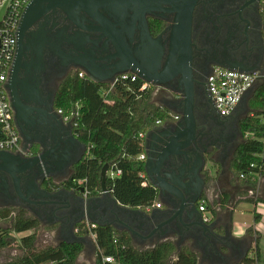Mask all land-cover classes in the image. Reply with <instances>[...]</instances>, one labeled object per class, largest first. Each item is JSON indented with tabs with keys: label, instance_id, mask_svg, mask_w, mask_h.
I'll return each mask as SVG.
<instances>
[{
	"label": "flooded vegetation",
	"instance_id": "1",
	"mask_svg": "<svg viewBox=\"0 0 264 264\" xmlns=\"http://www.w3.org/2000/svg\"><path fill=\"white\" fill-rule=\"evenodd\" d=\"M48 6L49 2L41 5L37 9L39 15L25 29H22L21 22L19 24L16 53L5 87L22 146L31 149L27 154L8 152L6 154L10 158L5 161L26 163L41 153L52 152L43 166L48 167V171L36 169L33 175L36 181L43 183L42 186L58 190L60 188L55 185L66 181L69 172L54 168L59 167L55 163L67 167L63 160L66 147L73 157L80 155L82 150L70 138V131L75 136L74 129H70L57 113V93L70 75H87L75 63L76 34L80 31L78 22L82 21V13L59 6L46 11ZM162 7L172 9L170 5ZM175 18V13L160 10L156 11V18H149V25L151 19H156L164 23L162 32L166 29L160 42L159 61H156V71L159 73L166 69L168 63ZM91 22L97 23L93 19ZM190 40V65L195 89V135L190 140L189 151L194 152L193 158L196 159L195 154L199 156L205 150H215L218 153L215 164L217 172V167L229 162L244 139L241 122L247 111L243 101L229 116H220L209 96L207 77L216 68L245 73L264 71V0H198L193 10ZM100 64L109 63L102 61ZM180 79L181 75L167 82L169 89L154 85L157 106H169L179 112L185 110L184 102L175 92L183 91ZM180 119V115L177 119L171 117L173 123ZM171 142V137L165 136L157 145L162 147ZM148 147L153 160L151 167H156V129L148 141ZM174 164H180V160L175 159ZM0 166L8 167L10 164ZM153 178L156 180L154 171ZM14 206L33 212L43 225L64 220L66 228L62 233H57L56 238L58 241L72 238L76 216L68 212L65 205H60L59 210L52 214L47 208L24 202L16 192L12 173L0 168V211L17 209ZM14 215L12 212L11 216ZM240 252L242 255L243 250Z\"/></svg>",
	"mask_w": 264,
	"mask_h": 264
},
{
	"label": "water",
	"instance_id": "2",
	"mask_svg": "<svg viewBox=\"0 0 264 264\" xmlns=\"http://www.w3.org/2000/svg\"><path fill=\"white\" fill-rule=\"evenodd\" d=\"M197 1L32 0L24 10L21 18L22 29L32 23L34 17L39 15L37 9L46 2L50 3V6L45 9L46 11L59 6L66 10H77L82 13V21L78 22L80 31L76 34L75 63L78 69L86 73L88 79L97 84H112L117 76L134 73L143 81L163 88H168L166 83L181 75L180 83L183 85V91L174 90L185 104L183 112L169 106H161L170 112V117H174V113L179 114L180 121L173 123L170 119L164 126H156L149 131L145 137L144 148L148 155L145 172L151 185L158 191V199L162 201L164 210L155 209L149 215L140 209L120 205L108 192L106 185L108 165L103 167L101 173V195L93 199H86L83 187L77 190L65 187L53 190L42 186V182L34 179L33 173L36 169L48 171V167L43 166L45 159L51 156L52 152L41 153L30 162L14 164L15 162L5 161L10 158L6 154L8 152L0 151V164L7 166L10 164L8 167L0 166V168L12 173L16 192L24 202L47 208L53 214L59 210L60 205H64L60 196L70 198L66 205L73 204L78 217L72 225V238L64 239L62 242L85 245L86 240L77 238L74 229L86 221H91L97 226H109V224L96 221L94 219L96 210H91L92 205H101L104 200L129 216V221L134 225V227L128 228L132 235L142 234L148 238L158 236L161 242H164V239H177L175 245L178 251L185 240L196 241L202 237L211 240V236L214 235L210 234L209 225L204 221L199 205L208 182L213 181L217 176L215 164L218 153L215 150H205L199 156L195 154L196 159H194V152L189 151L190 140L195 135L193 116L195 89L190 65L192 60L190 33L193 10ZM162 5H170L172 9L163 8ZM6 6L7 3L1 7L0 23L6 12ZM157 10L176 14L171 30L170 56L166 69L161 73L156 71V61H159L160 42L166 29L158 37H154L149 25V18H156ZM109 17L117 21H113ZM91 19L97 23L93 24ZM102 61L109 64H100ZM257 72L264 75V71ZM261 79L262 77L259 78V81ZM255 90L256 86L250 89L242 100L245 102L247 113L250 112L249 99ZM68 126L70 129L73 128L71 124ZM155 129L156 167H151L153 160L148 141ZM69 133L72 142L76 143L82 152L73 157L67 147L64 149L63 160L67 167H60L62 163L60 165L55 163L59 167L54 168L66 169L67 172H71L72 168L84 158L87 150L86 146L71 131ZM165 136L171 137L172 142L161 147L159 145ZM30 149L29 146L23 148L25 152H29ZM175 159H179L180 164L175 165ZM153 171L156 174V180L153 178ZM14 207L21 208L20 206ZM34 216L38 218L37 215L34 214ZM38 220L41 221L39 218ZM214 237L221 241L226 240V237L221 235H214ZM219 244H223L225 247L229 246L224 241H219L217 245ZM242 250V256L244 254L247 256L248 252H246L245 246Z\"/></svg>",
	"mask_w": 264,
	"mask_h": 264
},
{
	"label": "trees",
	"instance_id": "3",
	"mask_svg": "<svg viewBox=\"0 0 264 264\" xmlns=\"http://www.w3.org/2000/svg\"><path fill=\"white\" fill-rule=\"evenodd\" d=\"M163 28L162 21L150 20L153 36H158ZM142 85V80L120 83L108 95L106 102L102 91L108 85L82 78L79 73L70 75L63 82L57 93L56 108L70 111L80 105L79 126L74 132L86 148L93 147L72 168L70 177L55 187L76 190L83 187L88 196L98 197L102 193L103 167L117 163L123 175L115 181H106L114 199L122 206L144 210L157 203L158 191L143 177L145 162L135 158L145 153V141L139 135H146L154 129L158 120L166 122L171 117L166 108L151 102L154 89L140 91ZM249 107V115L241 122L244 139L232 156L230 170L255 188L256 181L252 175H264V81L249 99ZM242 174L245 175L243 179ZM144 181H148L146 187L143 186ZM12 212L14 216H11ZM0 219L4 225L0 227V249L12 244L13 233H29L20 240L23 254L5 264H78V257L84 249L82 244L61 242L56 246H37L40 222L26 210H2ZM259 219L255 215V221L259 222ZM78 227L82 230L83 224ZM94 231L102 255L115 260L106 264H198L194 251L187 246L178 251L172 241L158 243L150 249H139L132 245L126 234L111 226H97ZM102 255L97 251L95 264H103ZM259 258L258 252L257 258L246 257L238 264H257Z\"/></svg>",
	"mask_w": 264,
	"mask_h": 264
},
{
	"label": "crops",
	"instance_id": "4",
	"mask_svg": "<svg viewBox=\"0 0 264 264\" xmlns=\"http://www.w3.org/2000/svg\"><path fill=\"white\" fill-rule=\"evenodd\" d=\"M262 81H264V79L258 81L255 86L257 87ZM178 116L179 114L174 113V117ZM166 122L158 127L164 126ZM231 159L226 165H219V167H217V176L213 181L208 182L201 199L206 201L209 205L220 204L219 208L214 211L210 210L205 216L211 219V222L207 223L209 225L210 234L221 235L226 237V240L221 241L216 239L213 235L211 236V240L203 237L198 238L196 241L188 239L181 245V247H189L197 254L198 264H238L246 257L257 258L258 252L260 254L259 260H261L262 256L264 260V175H260L256 180L255 188H253L247 181L240 180L231 172ZM71 172H69V177ZM84 196L86 199L96 198L88 195L86 196L85 194ZM61 201L64 202L63 204L68 208V212H72L77 218L78 214L73 209V205H66L69 201L68 198L61 197ZM243 202H250L252 204L253 212L251 214H246L245 212L247 211L239 209V206ZM157 203L162 204V207L157 208L153 206L149 210H144L142 208L134 209H140L149 215L155 209L164 210V205L160 199H158ZM24 210H26L30 216L38 220L33 212L28 209ZM91 210H96L94 214V219L96 221L109 224V226L113 227L116 231L126 234L132 245L136 248L150 249L155 247L158 243H161L158 236L148 238L142 234L132 235L128 228H132L134 225L129 221V216L115 208L114 205L110 204L107 200H104L101 205H92ZM255 215L259 216V222L255 221ZM39 222L40 228L37 233L38 236L41 232H44L46 234L50 233L51 237H57V233H62L66 228L65 222L62 219L52 224L47 223L45 225H43L41 221ZM86 222L92 223L91 221ZM250 229H252V231H250ZM24 234L26 236L29 233ZM24 234H20L21 237H23ZM74 234L77 238L86 240V244L83 245L84 249L78 257V264H95L97 250L90 233L87 230H80L77 225L74 229ZM55 239L58 244L62 242L58 241L57 238ZM176 240L177 239H164V241H172L174 244ZM219 241H224L226 245L229 246L225 247L223 244H219L218 246L217 244ZM244 246L247 249L246 252H248L247 256H245V254L244 256L240 255V250ZM176 258L175 254L174 259Z\"/></svg>",
	"mask_w": 264,
	"mask_h": 264
},
{
	"label": "built area",
	"instance_id": "5",
	"mask_svg": "<svg viewBox=\"0 0 264 264\" xmlns=\"http://www.w3.org/2000/svg\"><path fill=\"white\" fill-rule=\"evenodd\" d=\"M31 1L32 0H2L0 3V7H3V5L7 3L6 12L2 18V22L0 23V151L14 152L19 154H27L28 152L23 150L22 139L14 123L13 111L7 96L5 84L8 74L11 71L16 53V38L19 24L21 22L24 10ZM83 76L84 74L80 73V77ZM260 77L264 79V75H261L258 72L245 73L226 70L223 68H216L207 77V90L218 114L222 117H227L233 113L242 102L246 93L256 85ZM139 80L142 79L137 74H121L115 78L112 84H108V88L102 91V96L107 102L108 95L116 85L127 82L136 83ZM154 87L155 86L153 84L143 81L140 91L154 89ZM57 113L62 117L65 123L71 124L73 129L79 126V120L81 116L80 105H77L76 108L70 111L58 109ZM177 118L178 117H176V119ZM163 123L164 121L158 120L156 126H160ZM75 137L78 138L76 135ZM145 137V134L139 135V138L143 139L144 141ZM92 147L93 146H90L89 148L87 147L86 154H89V151ZM135 160L145 162L146 154L143 153L139 155L135 158ZM122 175L123 170L118 167L117 163H113L111 166H109L106 178L111 182L115 181L117 178H120ZM143 177L147 178L145 173L143 174ZM259 177L260 174L252 175V179L255 181ZM241 178H245V175L242 174ZM81 183L82 182H80V184ZM147 185L148 181H144L143 186L146 187ZM108 192L111 193L109 188ZM85 195L87 196V192H85ZM154 206L161 208L162 204L157 203ZM219 206L220 204L209 205L204 200L200 201L199 210L203 213V218L206 223L211 222V219L208 216H205V214L210 212V210H216L219 208ZM149 209L150 208H148V210ZM1 223L2 222L0 219V225ZM96 228V224L86 222L83 224L82 230H87L90 233V236L96 245V250L102 255L97 246V236L94 231ZM115 239V243H117V237H115ZM102 262L103 264L114 263L115 260L113 257L102 255Z\"/></svg>",
	"mask_w": 264,
	"mask_h": 264
},
{
	"label": "rangeland",
	"instance_id": "6",
	"mask_svg": "<svg viewBox=\"0 0 264 264\" xmlns=\"http://www.w3.org/2000/svg\"><path fill=\"white\" fill-rule=\"evenodd\" d=\"M0 10H1V7H0ZM151 102L155 105L157 104L156 103V96H154V92H153ZM248 114H249V112L246 114L245 118L248 116ZM262 120L264 121V118ZM239 209L247 211V212H245L246 214H251L253 212L252 204L250 202H243L239 206ZM247 219H248V217H247ZM2 227H4V225ZM23 236H25V234ZM55 238H56L55 236L51 237L50 233L46 234L44 232L43 233L41 232L37 238V246L39 248L48 247V246H55L58 244ZM20 240H21L20 234H15V233L12 234V236H11L12 244L8 248H4V249L0 250V264H5L8 262H11L15 258H17L23 254V251L19 247L20 246ZM262 258H263V256H262ZM262 258H261V260H258L257 264H264V260Z\"/></svg>",
	"mask_w": 264,
	"mask_h": 264
}]
</instances>
